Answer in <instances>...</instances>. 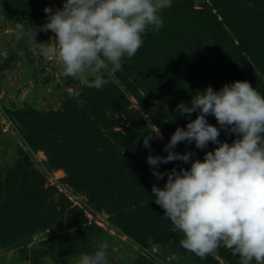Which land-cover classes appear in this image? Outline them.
<instances>
[{
	"label": "rangeland",
	"instance_id": "rangeland-1",
	"mask_svg": "<svg viewBox=\"0 0 264 264\" xmlns=\"http://www.w3.org/2000/svg\"><path fill=\"white\" fill-rule=\"evenodd\" d=\"M230 1L166 0L163 27L142 34L120 71L109 75L101 64L74 78L34 43L52 42L40 30L43 9L55 11L63 0H0V264H76L100 244L108 246L109 264H241L223 243L204 257L180 245L183 233L151 191L167 176L157 180L146 162L149 154L166 155L177 126L196 118L176 107L197 90L247 80L264 93V21L251 14L264 13V0H240L229 19ZM228 49L243 52L247 63L226 58ZM211 54L218 64L202 62ZM96 75L106 80L101 88L85 82ZM207 119L219 127L213 115ZM235 138L221 130V141ZM216 146L179 142L175 151L203 159ZM173 167L190 162L158 171Z\"/></svg>",
	"mask_w": 264,
	"mask_h": 264
},
{
	"label": "clouds",
	"instance_id": "clouds-1",
	"mask_svg": "<svg viewBox=\"0 0 264 264\" xmlns=\"http://www.w3.org/2000/svg\"><path fill=\"white\" fill-rule=\"evenodd\" d=\"M166 0H63L53 11L45 6L46 23L40 30H51V43H34L41 56H55L62 72L85 78L101 64L110 66L109 75L123 67L143 43L142 34L163 27L160 15ZM18 28L20 27L18 23ZM89 87L101 88V75L85 79ZM176 111L188 119L186 127L177 126L164 145L166 155L149 154L146 162L157 180L165 175L163 187L152 186L155 203L165 210L173 230L183 233L180 245L204 257L221 243L240 257L241 264L264 261V93L247 80L225 83L216 90L208 85L197 90L189 103L180 102ZM216 118L217 125L207 116ZM235 134L231 142L219 139L221 130ZM151 135L143 137L150 147ZM179 142L195 144V153L175 151ZM190 162V167L158 171L171 161ZM108 246L100 244L92 252L81 253L76 264H109Z\"/></svg>",
	"mask_w": 264,
	"mask_h": 264
},
{
	"label": "trees",
	"instance_id": "trees-1",
	"mask_svg": "<svg viewBox=\"0 0 264 264\" xmlns=\"http://www.w3.org/2000/svg\"><path fill=\"white\" fill-rule=\"evenodd\" d=\"M240 0H231L230 1V5H229V10L226 11V15L225 17L226 18H235L237 16V14L240 12ZM255 8L253 10H251V14H253V17L252 18H258V20H263L264 21V13H259L258 9L254 12ZM214 31V30H213ZM216 33V32H215ZM48 34V33H47ZM233 48V45L232 47H230V49ZM228 49L226 51V58L229 57V58H235V59H238V58H244L245 59V62L247 63V57L243 54V52H232V50ZM237 50V48H236ZM235 50V51H236ZM264 50V49H263ZM234 53V55H232ZM211 58L209 60V57L206 58V59H203L202 62H207L209 63L211 66H213L215 63L218 64V60H216L213 55L211 54ZM201 61V60H200ZM220 66V65H219ZM260 66L262 67V64H260ZM245 68L247 69V65H245ZM251 70V68H250ZM207 75V72L205 73ZM128 234H132L131 231H126ZM145 247H151L152 245H149V244H144Z\"/></svg>",
	"mask_w": 264,
	"mask_h": 264
},
{
	"label": "built area",
	"instance_id": "built-area-1",
	"mask_svg": "<svg viewBox=\"0 0 264 264\" xmlns=\"http://www.w3.org/2000/svg\"><path fill=\"white\" fill-rule=\"evenodd\" d=\"M47 21H45L44 22V24L46 23ZM46 33H48L49 35H50V37H51V40H53L54 39V37H55V34L51 31V30H48ZM54 61H57V62H59L56 58H55V56L53 55V57H51ZM60 63V62H59Z\"/></svg>",
	"mask_w": 264,
	"mask_h": 264
}]
</instances>
